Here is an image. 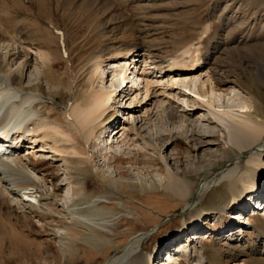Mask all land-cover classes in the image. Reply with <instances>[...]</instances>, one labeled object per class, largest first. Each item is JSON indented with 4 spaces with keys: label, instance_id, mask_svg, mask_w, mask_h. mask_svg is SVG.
I'll return each mask as SVG.
<instances>
[{
    "label": "rangeland",
    "instance_id": "rangeland-1",
    "mask_svg": "<svg viewBox=\"0 0 264 264\" xmlns=\"http://www.w3.org/2000/svg\"><path fill=\"white\" fill-rule=\"evenodd\" d=\"M0 17L6 20L0 29L4 38H0V60L12 58L3 70L16 73L25 64L18 85L28 87L34 99L28 112L34 119L49 117V126L69 130L63 116V103L69 94L74 99L104 88H121L122 79L115 71L125 67V61L129 66L126 76L130 73L127 82L134 80L135 84L137 80L131 88V101L124 99L123 89L119 91L112 114L107 116L113 123L101 128L94 144H89L99 173L87 168V179L79 189L71 184L65 169V162L72 163L67 146L54 135L27 134L17 152L16 166L32 175L41 190L30 198L35 202L32 206L27 204L24 209L4 214L14 226L0 229V239L8 249L0 252V264H103L108 258L121 255L124 244L140 232H149V236L136 252L157 249V256L161 257L155 264H167L168 253L179 256L182 250L187 252L179 264H194L188 255H202L200 247L207 253L212 246L217 249V262L209 259L211 264L251 263L244 256L233 259L246 252L249 245L258 246L259 234L252 226L256 225L258 230L264 226V166H250L248 152L239 154L242 168L236 175H252L259 184L255 194L247 195L239 206L232 205L238 209L222 216H200L197 221L204 220L196 224L192 215L202 209L212 212L215 204L226 200L221 185L207 192L204 203L194 194L205 177L228 165V135L224 128L206 121L207 110H226L234 121L249 116L264 127V0H0ZM54 31L63 34L67 58L59 51ZM19 36L25 53L16 58L13 55L20 49L13 37ZM188 42L194 43L188 49L191 56L208 51L194 80L184 79L178 84L179 78L158 74L150 55L160 57L155 58L160 61L182 47L186 50ZM133 44L142 46L149 58L137 57L133 52L125 57L117 55L116 52L130 49ZM104 50L107 55L104 54L103 65L96 71V54ZM189 54L183 56V62H190ZM217 80L224 84L215 86ZM148 83L151 85L147 96ZM130 86L129 83L127 88ZM144 103L148 106L142 107ZM197 105L202 106L193 116L194 124L192 118L185 122L177 115L171 119L156 116L169 106L181 111ZM138 118L147 119L137 125L142 137L131 132V124ZM196 127L201 135L214 132L212 151L196 152L194 138L190 136L198 133ZM73 132L68 131L71 135ZM71 146L78 150L76 142ZM172 175L190 185L186 202L191 209H185L186 202L163 192L162 186ZM112 180L116 186L111 185ZM119 184L130 187H118ZM56 185L60 189L53 192ZM76 190L81 192L79 197ZM71 199L77 200L78 207L86 208L83 216L92 221L87 222L90 228L70 220L67 205L72 203ZM185 226L188 230L183 231ZM77 229L85 235L72 243L79 250L78 256L59 262V235ZM166 237L172 239L171 244L167 241L162 245ZM236 238L243 240L236 243Z\"/></svg>",
    "mask_w": 264,
    "mask_h": 264
},
{
    "label": "bare ground",
    "instance_id": "bare-ground-1",
    "mask_svg": "<svg viewBox=\"0 0 264 264\" xmlns=\"http://www.w3.org/2000/svg\"><path fill=\"white\" fill-rule=\"evenodd\" d=\"M5 22H6V20L4 18L0 17V29L3 28V25ZM24 35H26V34H24ZM1 37L2 36L0 34V38ZM19 37H13V39L15 40L14 41L15 45L17 44L18 48L20 49V52H17L16 54L13 55L16 58H19L22 54L25 53V49L23 48V45L21 44L22 43L21 39H22L23 35H22V37H20V38ZM1 39H4V38H1ZM63 41L65 43V40H63ZM197 41L199 42V39ZM197 41H196V44H197ZM57 43H58V47H59V51L61 52V55L65 58H67L68 54L66 56V48L64 47V51H62L61 45L59 43V38H57ZM191 43L194 44L193 42L185 43V45L187 46L186 50H182V49L186 48V47H184V48L182 47L180 50H178L174 54H172L170 56H166L164 58H161L160 61H155V60H157L155 58H157L158 56L149 54L152 57L151 58V62H152L151 64L154 65V69L155 68L157 69L158 74H160V75L162 74L163 76L170 77L171 79L179 78L178 84H182L181 80H184V79H188L189 82L191 80L193 81L194 76L197 74V73L195 74V72L199 69V67L201 65H203L205 63L208 51H204V53H202V51L201 52L196 51L197 53L194 54L195 53V50H194L193 51L194 56H191L189 54V52H191V51L190 50L188 51V49L191 48V45H192ZM198 44H200V43H198ZM205 46L208 47V45H205ZM0 47H2V43H0ZM131 47L132 48L124 49L121 52L119 50V54H118V52H116V53H117V55L122 54L123 57H125V55L127 56L128 54L133 52L134 54H136L137 57H140L143 59L149 58V56L147 54H145L146 50H144L142 46H139L137 44V45H134V47L133 46H131ZM204 49H205V47H204ZM116 53H112V55L116 54ZM186 53L191 56V59L189 58L190 59L189 63L182 61V58ZM104 54L107 55V50L106 51L105 50L100 51L96 54V57H97V60L95 62L96 71H99L101 66L103 65V61H104V57H105ZM185 57H187V55ZM158 58H160V57H158ZM11 59H12L11 57H8L4 61L0 60V114L3 111V106L1 105V102L4 99L8 100L4 104V106L7 105V107H6V111L4 112V114L0 118V120L5 118V117H8V118H6V121H7V120H12L15 117L18 121H16L15 124H12V129H15V130L10 137H9V134H7V133H9L10 130L2 135V137L5 140L2 141L3 146L0 149L2 152V153H0V208H1L0 209V229H5L7 226H14V223H11L9 218H7L6 215L4 216V214H8L9 213L8 211H11L12 209H14L15 212H17V210L20 208L24 209L27 204L29 206H32L33 203L31 202L30 198L33 199L34 197H36L34 195H37L38 193H40V190H41V188L38 187L37 184L35 183L36 180L34 181L32 175H30L28 172H26L23 169H19L16 166V163L19 162V159L16 158L17 152L21 149L23 143L25 142V139L27 138V134H29V133L35 134L38 132L39 133L43 132L45 134L54 135V136H57L59 138V140L65 144V146H67V149H69L71 151L72 163L68 164L67 162H65L66 163L65 169H67V175L69 177L71 184L74 185L75 189H79L83 186L82 181L84 179L85 180L87 179V176L85 177V173H86V175L88 174L87 168L90 167V170H92L96 174L99 173V169L97 167H95V164H94L95 158L93 157V154L90 152V150L88 148L89 144L90 145L94 144V139L96 138V134L100 131L101 128H105V127H107L113 123L109 119V117H107V116H109V114H112L113 102L115 100V97L118 94H120L119 91L122 92L121 90L123 89L122 96L124 97V99L129 100L131 98V95H132V94L130 95V93L132 92L131 88L135 87V85L137 83V80H136L135 84H133L134 80H130L129 82H127V79H129L128 76L130 73L128 74V76H126L127 71L129 70V66L127 64V61H125V65H124L125 67H120V70L118 72L115 71V73H117L120 76V78L122 79V81L120 82L121 88H119V87L116 88V86L115 87L113 86V88H111L109 91H107L104 88L103 90H96V91H93L90 94L84 95L82 97L77 96L74 99L71 98L70 94H69L68 98L63 103L64 104L63 105V107H64L63 108V112H64L63 116H64V119L66 121V125H67L66 127L69 128L68 131H70V132L74 131L73 132L74 134L71 135L68 133L67 128L65 129L64 127H61V126H49V123H50L49 117H45V119H41V117L34 119L32 117V115L29 114L28 109L30 107L31 108L33 107L32 106V100H34V99H32L30 97V95L28 93L30 90H27L28 87L20 88L18 85V81L19 82L22 81L21 77H23V75H24L23 71H24L25 64H24V66L22 65V67H20L16 73L15 72L12 73L10 70L7 71L6 69H5V71H7V72H5L3 69L5 67L7 68V66H9V60H11ZM43 59H45V57H43ZM43 68H44V65H43ZM103 73L99 76L100 79H102ZM93 75H95V73ZM94 77L96 79V77H98V74L96 73V76H94ZM172 81H174V80H172ZM189 82H188V84H189ZM129 83L131 84L130 89L127 88V85ZM149 83H148V86L146 87V95L150 91L149 86L151 84H149ZM174 84H176V82H174ZM223 84L224 83L222 82V80H217L215 82V86H218V87H220ZM162 86H164V85H162ZM32 87H34V86H32ZM32 87H30V88H32ZM169 87H171V86H169ZM170 89H173V87ZM212 89H213V87H212ZM64 90L66 91L67 88L64 87ZM152 90H153V88H152ZM161 92H163V91L161 90ZM179 92L182 93V95H185V93H183L181 90ZM165 95H166V93H165ZM185 96H187V95H185ZM130 101L131 100H129V102ZM161 103L163 104L164 102H161ZM34 106H37V104H34ZM146 106H148L147 103H144L142 107H146ZM200 106H202V105H200ZM200 106L197 105L196 107H193L191 109L187 108V109H184L181 111L178 110L177 107L169 106V107H166L165 109H162L160 111V113L156 114V116L160 117V118L165 116L168 119H171L173 116L177 115V116H180L181 119H184L185 122L186 121L190 122L189 120L192 118L191 122H193V124H194L193 116H195L197 114V112L201 110ZM208 106L212 108V105L208 104ZM243 108H245V107H243ZM132 111H135V109ZM225 111L224 110H222V111H210V109H209V110H207L208 114H207V118H205V119H206V121L214 124L216 127L224 128V130L226 131V133L228 135L227 138H228V145H229V147L227 149H230V151H231V152L228 151V154H226V156H225V158L227 159L228 165H226L225 168H220L219 171L216 172L215 174H213L209 177H205V179L201 182L199 189L194 194H196V196H198L199 201L204 203V202H206V200L208 198L207 192H209L211 188H213L217 185H221L222 190H224V196H225L227 201L225 200V201L219 202V204H215L212 212H208L205 209H202L201 212L199 211L196 215H192V219H194V221L195 220L197 221L198 217L200 218V216H203V217L206 216L207 217L210 214H212V215L216 214V215L222 216V215L226 214L229 210L238 209L239 207H236V208L233 207L232 208V205L239 206L242 199H244L247 195L249 197H252L258 189V187H256V186L257 185L259 186V184L252 179V175L249 174V175H245V176L240 177V176L236 175V173L239 169L242 168V165H240V161H239V154L242 152H248V154H249L248 163L250 164V166H252V167L253 166L263 167L264 166L263 165L264 164V127L260 124H257L256 122L251 121L249 119L250 118L249 116H247L246 118H241V121L240 120L234 121L230 116L231 114H227ZM144 120H147V119L146 118L145 119L144 118H140V119L138 118L137 121L134 120L133 123L131 124V128H132L131 132L133 135H135V137H137V136L142 137L141 132L137 128V125L141 124L142 121L144 122ZM235 120H237V117L235 118ZM5 122H3V123L0 122V126L3 125ZM4 126L5 125H3V127ZM15 126H16V128H15ZM196 129L198 130L197 132L199 133V128L196 127ZM116 130H117V132L115 134L118 135L119 127H117ZM198 133L193 132L192 134H190V136L192 138H194V139L196 138L195 140L193 139L194 146L196 147L195 148L196 152L202 151L205 154V153H208V151L209 152L212 151L211 149H212L214 143L212 141L213 139H211V138L214 137V132L208 131L206 133L207 135L206 134L201 135L200 133L199 134ZM199 136H200V138H199ZM73 138H75V139H73ZM7 139L10 142L11 141L12 142L6 144L5 142H7L6 141ZM162 140H164V138H162ZM202 140H205V141L201 142ZM72 142L77 143L78 150L75 149V146H71ZM152 145H150V146H152ZM152 147L156 150L161 151V149H159L158 146L154 147V145H153ZM64 150H66V149H64ZM101 151L103 152V150H101ZM102 152H100L101 156H102ZM9 156H11L13 158L10 159ZM99 157H100V155H99ZM166 164L167 163L165 162V165ZM249 164H247V165H249ZM262 174H264V172ZM177 180H178L177 176L172 175L170 177V181L162 186L163 192L164 193H170L171 195L180 199L182 202H186V198L189 196V194L191 192L190 185L186 181H179L178 180V182H177ZM111 185L116 186L115 181L112 180ZM57 186L58 185H56V189H54L53 192H55V190L58 191L60 189V188H57ZM118 187L126 188V187H130V186L124 185V184H119ZM27 192H31L33 194H27ZM247 192L251 193V196ZM75 194L78 195V197H79V195H81V192L76 190ZM202 199H205V201H202ZM70 202H72V203L67 205V212H70L69 213L70 220L74 221L75 223H81L82 225H88L86 227L90 228L91 226H89V225H90V223L92 224V221L88 220L87 217L83 216L85 214L84 210L86 208L78 207V205H76L77 200L71 199ZM227 202L231 204V205L229 204L230 205L229 207L227 206L228 205ZM92 203L97 205V203H95V202H92ZM263 205H264V202H263ZM186 206H188V207H186ZM184 207H185V209H188V210L191 209V206L189 205L188 202L185 203ZM4 209H6V210H4ZM262 210H264V207L262 208ZM191 214H192V212H191ZM237 218H239V217L237 216ZM203 220L204 219L201 218L199 221L196 222V224L202 222ZM87 222H90V223H87ZM252 227L255 228L259 234V239L257 238L258 242H259L258 246L256 244H254L253 246L249 245L246 252L239 253L233 259L236 260L240 256L241 257L244 256L247 259L248 258L251 259L250 260L251 263H249V264H264V226L261 228L262 231L258 230L256 228V225H254ZM186 229L188 230V228L185 226L183 228V231H185ZM79 232L80 231L78 229L76 232L69 230V232L66 231V233L64 235L62 233L59 235V237L62 239L61 240L62 243L60 245L61 255H58V253H57V257L59 259V262H62V261L66 262L67 260L74 259L78 256L79 250L77 248H75L72 243H74V239L82 240L81 238L85 236L84 234L79 233ZM148 236H149V232H140L139 234L131 237L128 240V243L124 244V246L121 250L122 251L121 255H115L114 257H110L103 264H155L157 258L161 257V255L157 256V249H154L153 251L151 250V252H149V253H147V252L146 253H142V252L137 253L136 252V248L141 246L142 242ZM168 237H166V240L165 239L163 240L162 245L167 244V241H168V244H171V243H169V240H172V239H167ZM193 237H194V239H196V234ZM238 238L235 239L236 243H240L243 240V239H238ZM181 240H179L178 243ZM228 240H231V239H228ZM66 244H67V246H66ZM88 247L90 248V246H88ZM199 249L201 252L203 251L202 255H200V252L198 254H195L194 256L188 255V259L190 261H192V263H194V264H211L210 263L211 260L217 262L216 261L217 249L215 246H212L207 251V253L203 248L200 247ZM4 250H8V249L6 247L5 242L0 239V252H2ZM143 250H145V249H143ZM178 251L179 250L176 249V252H178ZM179 252H182L179 256H177L175 254L170 255L171 253H168V255H166L167 257L165 259V261H167V264H173V262H177V261L180 263V261L182 260L181 258L185 257V253L187 252V250H182ZM209 259H210V261H209ZM214 264H216V263H214ZM241 264H247V263L243 262Z\"/></svg>",
    "mask_w": 264,
    "mask_h": 264
}]
</instances>
